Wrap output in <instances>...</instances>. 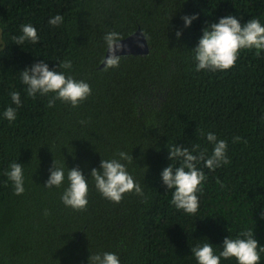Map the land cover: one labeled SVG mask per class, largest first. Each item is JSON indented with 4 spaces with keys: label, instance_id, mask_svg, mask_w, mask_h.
<instances>
[{
    "label": "trees",
    "instance_id": "16d2710c",
    "mask_svg": "<svg viewBox=\"0 0 264 264\" xmlns=\"http://www.w3.org/2000/svg\"><path fill=\"white\" fill-rule=\"evenodd\" d=\"M57 14L62 23L50 25ZM194 14L186 27L182 17ZM227 15L241 26L249 19L264 26V0H0V264H88L103 252L116 253L120 264H198L192 248L211 243L219 255L226 237L248 229L264 246V50H241L227 71H197L193 60L203 29ZM22 24L37 29L38 43L13 41ZM136 27L148 52L120 55L117 68L98 67L105 34L122 38ZM41 60L87 82L91 95L75 108L60 100L48 107L53 94L28 96L21 71ZM64 60L71 70L59 69ZM150 88L164 91L159 105L138 104L135 97ZM12 92L20 93L19 107ZM8 107L16 109L11 122L3 116ZM209 132L227 142L230 163L214 170L196 164L206 179L190 215L170 203L174 189L161 172L181 164L169 159L167 146L210 156ZM119 151L132 155L121 162L144 195L129 192L114 203L90 172L101 159H119ZM54 161L65 181L47 188ZM13 162L23 167L22 195L6 175ZM77 166L88 183L82 211L61 201L68 168ZM260 257L264 264V251Z\"/></svg>",
    "mask_w": 264,
    "mask_h": 264
},
{
    "label": "clouds",
    "instance_id": "9594fccd",
    "mask_svg": "<svg viewBox=\"0 0 264 264\" xmlns=\"http://www.w3.org/2000/svg\"><path fill=\"white\" fill-rule=\"evenodd\" d=\"M194 14L191 17L184 16L182 19L185 26H190L192 20L196 19ZM63 17L59 14L50 18L48 23L59 26ZM22 34L14 36L12 39L18 45H23L25 41L33 44L39 42L37 29L31 24L21 25ZM177 38L181 36V31L176 32ZM107 45V55L102 57L105 68H117L120 63V55L117 53L126 48L127 45L121 43L120 34L109 32L104 36ZM138 46H142L137 41ZM255 49V55L260 56L264 50V26L258 19H249L243 26L240 21L232 16L221 17L218 22L211 23L209 27L203 29V35L198 44L193 48V60L196 62V70H208L212 72L227 71L234 67L241 50ZM59 69L71 70L72 61L64 60L59 62ZM21 80L26 85L27 95L35 98L40 95H51L48 100V107H53L56 100L70 104L73 108L86 100L92 92L90 85L83 80H76L71 75H66L64 71L50 70L48 64L41 60L31 67L21 71ZM12 102L19 107L21 105L20 93L12 92ZM8 121L16 119V109L8 107L3 113ZM206 139L213 144L212 154L206 155V150L198 155L192 154L188 148L177 145L167 146L169 148V159H181L180 166L173 169L171 165L165 167L161 172L163 184L167 190L172 191L170 203L175 208L183 210L185 213L195 215L199 209L198 192L202 191L201 184L206 179L203 171L196 167L199 161H203L205 167L214 170L221 165L230 163L226 155L227 142L217 140L215 133L206 134ZM239 136L233 137V142L239 141ZM119 159H101L99 168H92L90 177L95 183L96 190L105 198L114 203H119L124 194L135 192L143 196L141 186L134 182L133 177L128 173L125 163L131 162L132 155L129 156L123 151L116 154ZM187 169V171H186ZM50 175L45 181L47 188L60 187L65 181L63 168L53 167L49 169ZM8 179L13 183L14 194L22 195L24 188V175L22 164L13 162L10 170L6 172ZM68 186L61 195V201L66 207L74 211L85 210L88 205V183L79 167L68 168ZM45 215H48L45 210ZM261 218L264 219V210L261 211ZM243 237V238H240ZM259 248V251H258ZM198 264H220L221 258H235L237 264H260V252L264 251V246H260L253 236L251 229L242 231L236 239L226 237L223 240L222 251L219 255L214 254L211 243L197 245L191 249ZM88 264H120L119 257L113 252H103L91 254Z\"/></svg>",
    "mask_w": 264,
    "mask_h": 264
},
{
    "label": "water",
    "instance_id": "95a60500",
    "mask_svg": "<svg viewBox=\"0 0 264 264\" xmlns=\"http://www.w3.org/2000/svg\"><path fill=\"white\" fill-rule=\"evenodd\" d=\"M121 43L127 45L126 48L119 51L118 55H144L148 52V45L145 39L144 34L139 27L131 32L130 34L121 38ZM137 41L142 46H138ZM107 55V47L104 50L103 57ZM103 61L101 60L98 64V67H102Z\"/></svg>",
    "mask_w": 264,
    "mask_h": 264
},
{
    "label": "rangeland",
    "instance_id": "374dc122",
    "mask_svg": "<svg viewBox=\"0 0 264 264\" xmlns=\"http://www.w3.org/2000/svg\"><path fill=\"white\" fill-rule=\"evenodd\" d=\"M1 43V42H0ZM164 91L161 89L150 88L146 94H138L135 97L136 102L146 106L156 107L163 99Z\"/></svg>",
    "mask_w": 264,
    "mask_h": 264
}]
</instances>
